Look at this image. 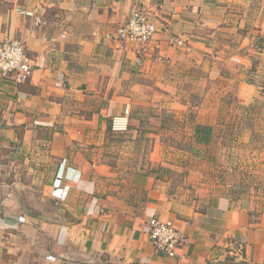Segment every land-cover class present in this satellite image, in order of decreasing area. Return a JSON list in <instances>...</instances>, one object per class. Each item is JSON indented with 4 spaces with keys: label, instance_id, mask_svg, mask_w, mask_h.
I'll list each match as a JSON object with an SVG mask.
<instances>
[{
    "label": "crops",
    "instance_id": "0c3cea01",
    "mask_svg": "<svg viewBox=\"0 0 264 264\" xmlns=\"http://www.w3.org/2000/svg\"><path fill=\"white\" fill-rule=\"evenodd\" d=\"M135 6L169 27L146 51L104 37ZM171 34L189 50L169 44ZM6 37L25 43L34 71L24 83L0 80V264L101 255L120 264H260L264 210L222 193L175 195L137 165L122 174L105 136L125 106L131 124L182 115L193 90L216 87L264 108V0H0ZM151 216L186 235L177 256L154 251Z\"/></svg>",
    "mask_w": 264,
    "mask_h": 264
},
{
    "label": "rangeland",
    "instance_id": "374dc122",
    "mask_svg": "<svg viewBox=\"0 0 264 264\" xmlns=\"http://www.w3.org/2000/svg\"><path fill=\"white\" fill-rule=\"evenodd\" d=\"M259 44L249 47L258 51ZM214 88L191 91L192 104L182 115L162 112L152 122L144 116L135 124L129 121L125 132H113L109 126L105 146L111 161L119 163L122 174L127 165H137L144 176L159 179L167 191L181 197L222 193L264 210V108L260 103L240 104L231 91ZM202 103L205 110L198 108ZM205 117L208 122H200ZM198 124L212 127L209 141L195 136ZM71 264L120 263L101 255Z\"/></svg>",
    "mask_w": 264,
    "mask_h": 264
},
{
    "label": "built area",
    "instance_id": "2783aa9c",
    "mask_svg": "<svg viewBox=\"0 0 264 264\" xmlns=\"http://www.w3.org/2000/svg\"><path fill=\"white\" fill-rule=\"evenodd\" d=\"M159 32L168 33L169 27L151 19L143 6H135L126 19L104 37L110 41L131 44L138 51H146ZM60 37L65 38L66 32L61 33ZM168 42L185 51L189 50L188 44L180 37L169 35ZM33 71L34 64L23 41L7 37L0 39V80L24 83L31 78ZM130 112L129 106H125L123 112L114 115L109 123L111 131H127ZM147 226L148 239L156 253L175 257L187 242L186 235L169 219L151 216ZM260 264H264V256Z\"/></svg>",
    "mask_w": 264,
    "mask_h": 264
},
{
    "label": "trees",
    "instance_id": "16d2710c",
    "mask_svg": "<svg viewBox=\"0 0 264 264\" xmlns=\"http://www.w3.org/2000/svg\"><path fill=\"white\" fill-rule=\"evenodd\" d=\"M195 136L201 142L209 141L212 134V127L210 125H196L194 128Z\"/></svg>",
    "mask_w": 264,
    "mask_h": 264
}]
</instances>
